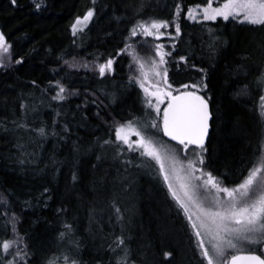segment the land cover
Here are the masks:
<instances>
[{"label":"snow or ice","instance_id":"snow-or-ice-1","mask_svg":"<svg viewBox=\"0 0 264 264\" xmlns=\"http://www.w3.org/2000/svg\"><path fill=\"white\" fill-rule=\"evenodd\" d=\"M120 2L123 10L116 8L118 14L111 19L124 25V39L113 55H95L91 62L78 64L76 55L64 50H57L61 54L56 55L48 49L56 65L50 69L53 79L43 89L35 80L29 83L42 96L54 92L49 99L57 102L56 118L51 125L39 120L36 98L19 90L20 116L0 117V139L11 143L7 159L26 169L39 161L49 138L55 141L54 151L60 145L69 147L66 190L84 208V235L105 241L107 246L101 251L112 256L108 264H264V149L242 161L240 172L231 173L235 178L211 166L209 132L221 117L208 91L209 68L198 67L194 54L177 52L185 36L182 20L253 26L256 34L236 41L244 47L236 61L224 64L221 77L240 103L255 91L264 117V0H201L192 6L174 0L168 18L153 14L156 9L168 11L161 0ZM32 3L37 11L48 6L47 0ZM10 4L16 6L17 0ZM102 11L98 0H90L86 11L75 17L70 26L72 46L79 47L77 42L87 38L90 25ZM106 35L111 37L112 32ZM222 37L217 34L210 45L213 64L209 67L214 71L217 51L232 46L231 38ZM12 48L0 29V70L24 62L23 57L13 59ZM139 49H147L146 62L138 56ZM120 57L128 60V74L123 85H114ZM181 66L194 69L199 79L174 82L170 67L178 72ZM70 69L92 73L100 87H72L66 82ZM73 97L80 102L65 111ZM129 102L138 106L139 115L127 110ZM39 104H44L43 99ZM118 106H125L123 115H114ZM0 107L12 105L0 97ZM100 130H107L106 134L98 135ZM50 163L53 174H59L62 163L54 156ZM84 163L91 171L87 184L80 174ZM145 165L157 170L166 189L155 207L146 205L140 196L147 191L139 183ZM51 200V189L43 187L37 202L46 208ZM0 203L6 208L0 210V228H10L12 235V239H0V264H84L80 247L85 241L77 239L80 221L72 206L61 203L53 210L63 244V250L54 254L34 247L28 230L21 234L19 215L6 199ZM24 205L33 206L29 201ZM144 208L149 216L146 223ZM114 220L119 233L108 242L103 229H111ZM185 239L187 246L181 252Z\"/></svg>","mask_w":264,"mask_h":264},{"label":"trees","instance_id":"trees-1","mask_svg":"<svg viewBox=\"0 0 264 264\" xmlns=\"http://www.w3.org/2000/svg\"><path fill=\"white\" fill-rule=\"evenodd\" d=\"M174 0H161L162 4L168 5V11L161 9L154 10V15L168 18L171 6ZM201 0H182L185 6H192ZM47 8H41L37 11L32 0H17V5L12 6L10 0H0V29L5 31L9 42L13 45V59L23 57V63L15 65L8 71L0 70V97L6 98L11 108L0 107V117L12 118L20 116L18 102H16L19 90H24L36 98L37 106L40 109L39 120L46 121L51 125L55 119L53 109L57 102L50 101L49 97L54 94L51 90L47 96H42L40 90L30 87V81L35 80L43 89L48 81L53 79L50 69L56 65L54 57L48 53L52 49L56 55H60L64 50L72 55H76V62H91L92 57L99 55L101 57L113 55L115 50L120 48L124 39V25L111 19V16L118 14L116 8L123 10L120 0H98V6L103 8L99 12V19L90 25L91 31L87 33V38L79 47L71 44L70 26L77 15H82L88 6L90 0H47ZM185 36L183 43L177 46V52L183 54L187 52L189 56L195 55L194 63L199 67L209 68L208 77L209 94L212 95L217 113L221 118L212 123L210 135L207 142L208 157L211 166L221 173L237 174L241 170V163L253 154H258L264 143V117L260 116V107L258 96L255 91L251 92L244 103L238 102L235 97V91L230 90L224 84L221 73L225 63H232L238 59L237 53L240 52L244 44L236 41H243L249 35H255L252 32L253 26L239 25L234 22L216 24L207 23L204 25L193 24L188 21H181ZM111 31L112 36L106 35ZM223 34L224 39L231 38L232 46L223 48L215 54L214 68L209 67L213 64L210 58V45L213 43L217 34ZM138 56L143 62L148 59L147 49H139ZM176 57V53H173ZM71 58L70 56L68 57ZM128 60L125 57L118 59L117 76L114 85H123L126 81L124 77L128 74ZM147 70V69H146ZM69 77L66 81L72 87L77 89H94L100 85L94 79L92 73H86L84 69L77 71L69 70ZM170 78L174 82L189 81L199 79V73L192 68L185 69L181 66L180 71L170 67ZM127 96V92H125ZM43 99L44 104H39ZM80 101L73 97L65 107V111H70ZM50 105V106H49ZM91 108L89 111H93ZM129 112L135 111L139 115L138 106L131 102L127 105ZM125 106H118L114 115L119 113L123 115ZM33 117L29 116L31 120ZM119 119V116L117 117ZM39 120L37 122H39ZM96 124L95 121L92 122ZM90 131L95 130L90 128ZM107 130H100L98 135L104 136ZM84 136V132L79 133ZM167 139V138H164ZM174 143V142H172ZM55 141L51 138L44 144L43 151L40 154L39 161L30 168L21 169L7 159L8 150L11 143L0 139V200L6 199L20 218L21 234L28 230L31 235L32 244L36 248H46L58 253L63 250V244L58 239L57 228L59 224L54 214V209L61 203L72 206L80 221L81 232L77 234V239L85 241L80 247V256L84 264H108L112 256L104 251L106 243L98 239L97 236L87 237L84 235L87 222L85 219L84 208L78 206L72 197V193L66 190V185L70 180V169L66 161L69 159V147L60 145L57 151H54ZM55 157L62 163L59 174H53L50 160ZM85 177L84 183H88L91 171L87 163H84V171L80 173ZM140 187L147 191L141 192L140 196L146 205L155 207L164 197L166 191L162 178L154 167L145 165L141 173ZM51 189L52 200L48 202V207H43L37 200L43 187ZM91 199V197H89ZM170 200V196L168 197ZM25 201L31 202L32 207H26ZM175 203L174 201L172 202ZM78 209V210H77ZM0 210H6L5 204L0 203ZM144 221L149 220L148 209L144 208ZM2 220V218H0ZM107 235L108 242H111L116 234L119 233L118 223L113 221L112 228L103 229ZM0 239H12L10 228L5 230L0 228ZM179 244V239L176 241ZM187 246L185 239L183 252Z\"/></svg>","mask_w":264,"mask_h":264},{"label":"rangeland","instance_id":"rangeland-1","mask_svg":"<svg viewBox=\"0 0 264 264\" xmlns=\"http://www.w3.org/2000/svg\"><path fill=\"white\" fill-rule=\"evenodd\" d=\"M166 140V139H165ZM173 145H174V143H173ZM262 149H264V143H263V147H262Z\"/></svg>","mask_w":264,"mask_h":264},{"label":"water","instance_id":"water-1","mask_svg":"<svg viewBox=\"0 0 264 264\" xmlns=\"http://www.w3.org/2000/svg\"><path fill=\"white\" fill-rule=\"evenodd\" d=\"M209 134H210V132H209Z\"/></svg>","mask_w":264,"mask_h":264}]
</instances>
